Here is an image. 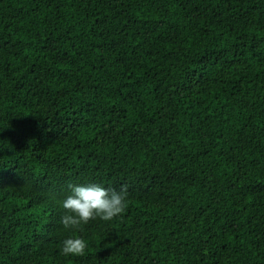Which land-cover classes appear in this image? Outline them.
<instances>
[{
    "label": "trees",
    "instance_id": "obj_1",
    "mask_svg": "<svg viewBox=\"0 0 264 264\" xmlns=\"http://www.w3.org/2000/svg\"><path fill=\"white\" fill-rule=\"evenodd\" d=\"M0 264H264V0H0Z\"/></svg>",
    "mask_w": 264,
    "mask_h": 264
},
{
    "label": "clouds",
    "instance_id": "obj_2",
    "mask_svg": "<svg viewBox=\"0 0 264 264\" xmlns=\"http://www.w3.org/2000/svg\"><path fill=\"white\" fill-rule=\"evenodd\" d=\"M71 193L61 202L65 214L61 223L65 229L80 230L82 225L100 219L110 221L127 208V186L120 191L105 188L99 184L71 186ZM88 245L83 238L68 237L62 242L64 256H83Z\"/></svg>",
    "mask_w": 264,
    "mask_h": 264
}]
</instances>
